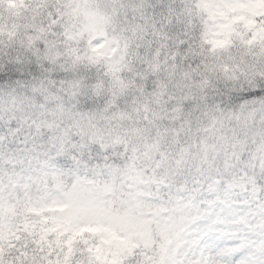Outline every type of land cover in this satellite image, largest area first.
<instances>
[{
  "label": "clouds",
  "instance_id": "1",
  "mask_svg": "<svg viewBox=\"0 0 264 264\" xmlns=\"http://www.w3.org/2000/svg\"><path fill=\"white\" fill-rule=\"evenodd\" d=\"M210 9L0 0V180L16 182L24 212L58 213L87 189L135 227L119 238L92 231H116L108 217L78 227L134 245L129 264H264V50ZM217 196L229 204L195 222ZM216 216L229 223L208 230Z\"/></svg>",
  "mask_w": 264,
  "mask_h": 264
},
{
  "label": "snow or ice",
  "instance_id": "2",
  "mask_svg": "<svg viewBox=\"0 0 264 264\" xmlns=\"http://www.w3.org/2000/svg\"><path fill=\"white\" fill-rule=\"evenodd\" d=\"M210 10L228 36L235 33L246 46L264 50V0H211ZM239 25L244 26V32L239 31ZM229 42L230 39L218 41ZM44 123L55 130L54 121L45 120ZM197 147L207 162L210 159L207 156L209 146L205 143L202 148L199 144ZM212 150L215 151V148ZM257 151L264 152V145H260ZM236 156L233 151L232 157ZM229 166L225 152V167ZM15 183L10 181L6 185L0 180V264H129L130 257L135 255L134 245L113 247L107 242L108 236H102L98 242H90L83 235L84 229L78 225L104 217L110 218L111 227L116 231L100 228L92 231L108 232L113 238H119L135 227L131 217L114 216L87 189L69 196L60 205L58 213H26L19 206ZM252 183L254 185L255 180ZM209 189L218 191L211 184ZM218 202L229 204L220 196L215 200H205V207L198 209L193 220L210 219ZM228 223L223 217L216 216L206 227L212 230L214 225Z\"/></svg>",
  "mask_w": 264,
  "mask_h": 264
}]
</instances>
